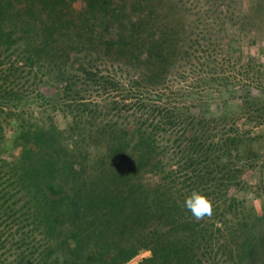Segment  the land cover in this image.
<instances>
[{
    "label": "trees",
    "instance_id": "16d2710c",
    "mask_svg": "<svg viewBox=\"0 0 264 264\" xmlns=\"http://www.w3.org/2000/svg\"><path fill=\"white\" fill-rule=\"evenodd\" d=\"M201 2L0 0V264H264V71Z\"/></svg>",
    "mask_w": 264,
    "mask_h": 264
},
{
    "label": "rangeland",
    "instance_id": "374dc122",
    "mask_svg": "<svg viewBox=\"0 0 264 264\" xmlns=\"http://www.w3.org/2000/svg\"><path fill=\"white\" fill-rule=\"evenodd\" d=\"M220 4V3H218ZM194 2L187 4L186 6H192ZM80 3H75V8H79ZM208 6V8H207ZM211 10L207 3H199L190 10L187 18L190 22L196 20V14ZM221 13L215 15V13H208V16L204 14V20H214L220 19L223 23L221 27L224 32H228V35L237 38L239 47H241V52L243 53V60L246 61L247 57H250L260 66V71H264V0H223V5L220 8ZM229 18H233L232 20ZM220 21V22H221ZM209 22V21H208ZM214 22V21H213ZM219 22V24H220ZM217 26H211L207 28L208 30L213 29L215 31ZM221 29H219L220 31ZM222 35L223 32L221 30ZM236 42V44H237ZM237 50L234 51V54ZM260 82L262 83L263 73H259ZM68 120L63 118L61 114L55 115V123L57 127L63 128L65 122ZM264 127V126H263ZM263 129V128H261ZM259 129V132L262 130ZM13 127L8 126L5 129L6 141L5 148L10 151L11 140L7 139V136L12 134ZM258 132V133H259ZM8 156V155H7ZM231 196L234 197L239 202V212H259L264 206V193L257 194L254 192L252 187H242L240 190H234L231 192ZM149 256L147 251H140L136 256L129 260L125 264H136L141 258H146Z\"/></svg>",
    "mask_w": 264,
    "mask_h": 264
},
{
    "label": "clouds",
    "instance_id": "9594fccd",
    "mask_svg": "<svg viewBox=\"0 0 264 264\" xmlns=\"http://www.w3.org/2000/svg\"><path fill=\"white\" fill-rule=\"evenodd\" d=\"M184 208L190 211L197 221L213 214L211 202L202 192L197 190H193L191 195L185 199Z\"/></svg>",
    "mask_w": 264,
    "mask_h": 264
}]
</instances>
